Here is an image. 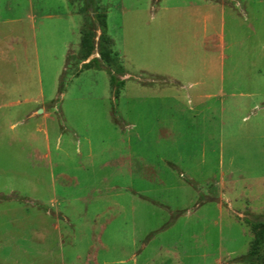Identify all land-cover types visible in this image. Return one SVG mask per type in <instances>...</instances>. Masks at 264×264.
Here are the masks:
<instances>
[{
	"label": "rangeland",
	"instance_id": "1",
	"mask_svg": "<svg viewBox=\"0 0 264 264\" xmlns=\"http://www.w3.org/2000/svg\"><path fill=\"white\" fill-rule=\"evenodd\" d=\"M95 1L0 0V264H246L264 0Z\"/></svg>",
	"mask_w": 264,
	"mask_h": 264
},
{
	"label": "trees",
	"instance_id": "2",
	"mask_svg": "<svg viewBox=\"0 0 264 264\" xmlns=\"http://www.w3.org/2000/svg\"><path fill=\"white\" fill-rule=\"evenodd\" d=\"M82 7L84 13L90 19V23L94 26H89L88 30L85 31L81 38V50L82 56L84 59L88 58L95 49V43L93 42V32L94 29L98 30L99 32V40L97 47H101V45L105 44L106 46L110 45V40L105 36L106 32V24H105V14L103 12H99L97 9L96 1L95 0H81ZM110 50L101 51L99 50V56L101 58H109ZM113 56V55H112ZM96 62V60H93ZM97 63V62H96ZM96 69H100V64L95 66ZM111 84L113 85V95L116 96L118 94L117 87L122 84V81L117 80L113 77H110ZM60 85L59 89L60 91ZM264 216H257V218H251V216L244 217L243 220L248 224L251 228V231L254 235L253 241L251 243V248L246 253L245 256L240 258V260L246 264H263L264 263ZM262 245V250L258 249V246Z\"/></svg>",
	"mask_w": 264,
	"mask_h": 264
},
{
	"label": "crops",
	"instance_id": "3",
	"mask_svg": "<svg viewBox=\"0 0 264 264\" xmlns=\"http://www.w3.org/2000/svg\"><path fill=\"white\" fill-rule=\"evenodd\" d=\"M208 2V1H207ZM4 9H5V5H4ZM4 23H5V20H4ZM3 44H5L4 43V40H3V38H0V48H1V46L3 45ZM4 47H5V45H4ZM1 53H3V52H1ZM4 55V54H3Z\"/></svg>",
	"mask_w": 264,
	"mask_h": 264
},
{
	"label": "water",
	"instance_id": "4",
	"mask_svg": "<svg viewBox=\"0 0 264 264\" xmlns=\"http://www.w3.org/2000/svg\"><path fill=\"white\" fill-rule=\"evenodd\" d=\"M212 201H214V202H216V203H217V202H218V199H214V200H212Z\"/></svg>",
	"mask_w": 264,
	"mask_h": 264
}]
</instances>
